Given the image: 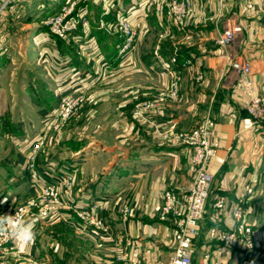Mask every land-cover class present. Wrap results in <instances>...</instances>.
I'll return each instance as SVG.
<instances>
[{"label":"crops","instance_id":"1","mask_svg":"<svg viewBox=\"0 0 264 264\" xmlns=\"http://www.w3.org/2000/svg\"><path fill=\"white\" fill-rule=\"evenodd\" d=\"M127 1L138 10V16L147 22V11L152 10V4L145 7L140 0ZM62 2L63 0H19L0 18V37L11 41L19 37L27 39L22 40L25 47L22 49L20 46L19 51L12 52V42L8 40L6 51L0 52V61L11 56V53L14 54L10 64L0 62V75H7L0 77V213L24 203L45 184L58 182L61 176L72 173L77 182L73 194L75 211L76 207L101 204L102 207L96 211L100 209L103 217L112 226L113 232L122 233L133 240L130 255L134 261L142 259L143 264H166L173 251L170 244L172 239L174 244V225L159 218L162 193L172 182L183 189V192L188 191L193 178L189 151L178 140L151 138L131 146L90 142L91 144L80 152L78 149L66 147V141L69 139H65L60 142L57 150L53 149L52 153L48 151L43 156L39 178L34 180L29 175L27 165L30 145L40 138L44 130L43 120H40V114H44V106H34L32 96L28 92L30 84L35 85L37 80L40 82V79L30 72L36 69L35 66L39 63L27 60L31 58V50H37L36 47L30 48V39L41 43L43 47L39 45L38 50L43 48L44 51L60 53L54 41L48 38L49 33L42 21L47 15L57 11ZM120 3L124 4L122 1ZM121 4L119 5L123 7ZM192 5L193 10L188 16L187 27L180 29L165 24L164 27L168 36L174 40L178 39L176 43L171 44L175 47L183 46L179 47L184 56L187 55L190 59L189 65L179 69L183 72L181 93L183 97L192 99L193 105H189L184 114L177 113V119L172 118L171 112L166 116L177 124L184 122L183 118L190 119L192 113L202 118L211 115L216 120L217 137L221 143L219 156L225 161L222 163L213 158L209 164V169L215 177L211 199L217 195H226L228 201H236L243 195L249 179L252 176H261L262 183L257 187L254 203L250 205V218L264 225V122L260 123L257 129L243 127L242 117L246 115L243 103L246 97L234 81L236 77L229 78V75L222 71L225 66L221 67L220 63H217V56L223 48L216 41L217 34L227 27L230 18L240 23L242 30L238 32L229 48L242 52L251 60L257 90L264 95V13L244 9L242 0H226L224 3L218 0H192ZM151 15L153 16L150 19H155L159 27L160 16ZM94 23L93 20V26ZM102 49L108 68L122 64L123 56L118 55V44L114 40L103 45ZM15 53L22 55L25 60L16 62ZM68 53L71 57L70 60L66 59L69 61L66 64L70 65L67 70L70 69L71 73V64H79L80 61L75 56L78 55L75 51ZM158 60L155 58L149 63L154 77L159 75ZM161 60L165 62L164 58ZM172 67L179 66L177 64ZM85 68V65L80 64L77 69L80 76L76 72L72 80L74 86L90 85L89 75L82 74L85 73ZM15 69L20 73L16 74L17 76H9V71ZM201 69L205 71L206 78L198 85L193 77L196 71ZM72 74L73 72L71 76ZM84 75L86 77L83 79ZM163 75H167V72H163ZM58 78V83L51 80L48 82L56 90L62 86V76ZM44 81L47 80L44 78ZM91 84L95 85L94 82ZM218 90L221 91L224 102L217 107L209 104L204 108L203 105L209 96L212 103ZM41 94L43 97L46 92L42 91ZM169 111L168 109L167 112ZM124 123L126 124V121H123L122 125ZM120 199H124V204L117 208ZM124 205L131 207L129 216L123 215ZM225 215L228 221V210ZM34 226L39 231L47 230L43 222ZM207 226L208 221L205 220L202 223V235H199L196 241L198 248L196 247L194 255L195 264H208L203 258L208 242ZM43 235L45 234H42V237ZM40 242V246L30 248L35 255L42 258L59 255L58 249L46 246L45 237L40 238Z\"/></svg>","mask_w":264,"mask_h":264},{"label":"rangeland","instance_id":"2","mask_svg":"<svg viewBox=\"0 0 264 264\" xmlns=\"http://www.w3.org/2000/svg\"><path fill=\"white\" fill-rule=\"evenodd\" d=\"M79 1L74 14L78 15L81 24L83 23V19L87 18L89 22L88 26L83 27L80 24L76 31L68 32L63 37H55L48 31V26L44 25V28L49 33L48 38L54 41L56 47L60 49V53H52L48 50L44 51L43 48L38 50L41 43L29 38L30 48L34 49L36 47L37 50H31V58L27 60L36 64L39 63L35 66L36 69L30 72L34 73L33 75L37 79H40V82L37 80L35 85L34 83L30 84L28 88L31 90H28V92L32 96V104L34 106H44V114H40V120L42 119L44 123V130L40 138L30 145V155L27 165L29 175H31L32 159H34V167L39 176V167L43 156L48 151L52 153L53 149L57 150L60 142L65 139H69L68 142L66 141V147L72 150L78 149L81 152L92 142L131 146L151 138L167 139L168 141L178 140L181 134L190 132L208 117H211L216 123V120L211 115L202 118L196 114L193 115V113L190 119L183 118L185 121L179 122V125L173 122V119H167L168 117L166 115L170 112L172 118L177 119V113L184 114L183 112L186 108L191 104L193 105L192 99L183 97L181 93L183 72L179 69L180 67L189 65L190 59L187 57L179 59L183 46L179 45L180 48L179 46L175 47L171 44L172 42L176 43L178 39L174 40L168 36V31L164 27V24L166 26L172 25L171 19L168 17L167 8L158 11L156 8L157 1L149 0L148 5L149 3L150 5L146 7H150L152 4V10L147 11L149 19L147 18V22H144L141 16H138V10L131 6L132 3L130 5L127 0ZM121 1L124 4H121ZM245 1L247 0H242L244 9L259 11L260 13L263 12L257 9V7L250 9L245 5ZM63 6L64 3L60 5L57 11ZM164 7L166 6L164 5ZM192 10L193 5L191 6V11L185 17V24H188V16ZM151 14L160 16L161 21L159 25L161 27L157 26L158 23H156L155 19H150L153 16ZM230 19L232 20V18ZM93 20L95 21L94 26L92 24ZM124 23L132 28L134 36L132 37L129 48L121 53V45L128 38V35L122 30ZM237 23L240 25L239 22ZM174 27L180 28L177 26ZM240 27L242 30L241 25ZM226 28H228V25ZM223 31L217 34L216 41ZM22 40L27 39L19 37L13 38L12 41L10 40V43L12 42V52L19 51L21 49L20 46L22 49L25 47V43L23 44ZM110 40H114L118 44V55L123 56L122 64L114 68H108L106 66L107 61L102 49V46L107 45ZM232 43L228 44V47L218 43L223 50L217 56V63H220L221 67L224 65L225 67L222 71L228 74V77L231 79L236 77L234 81L238 84V74L232 67V62L235 58L251 60L242 52L233 51L232 48H229ZM65 50L75 51L78 54L75 56L80 61L78 62L79 64L70 63L73 66L71 69V73L73 72L72 76L69 73L70 69L67 70V67L70 65L66 64V62H69L66 59L70 60L71 55L68 51L65 52ZM15 54L16 62L20 63L25 60L19 53ZM12 55L14 54L11 53V56L3 58L0 62L2 64H10L12 62ZM72 58H74V55H72ZM155 58L159 59L160 70H158L159 75L154 77L149 69V63ZM161 58H164L165 62H162L163 60ZM80 64L86 67V70L84 69L85 73L82 74L89 75L88 79L90 78V80L88 81L90 85L80 84V86H74L75 84L72 83L76 72L80 76L77 70ZM177 64L179 67H172V65ZM94 66L95 68H93ZM167 67H172L180 75L178 83L179 95L175 100L166 96L162 97V93L168 92L171 88L173 81L172 74L167 70ZM199 71L205 73L201 69L197 70L194 74V81L198 85L206 78L205 74L202 80H198L197 74ZM163 72H167V75L164 76ZM19 73L20 71L15 69L9 71L8 75L12 77V74L17 76L16 74ZM2 76L7 77L4 74L0 75V77ZM59 76H62V86L60 85L56 90L48 82L50 80L54 83L57 82ZM84 77L86 76L84 75L83 79ZM44 78L47 81H44ZM93 82L95 84L94 86L91 84ZM39 90H41V93L45 91V96L51 94L53 100L51 99L48 104H45ZM213 98L214 100L211 103L209 96L208 101L204 103L203 107L207 108L209 104L212 107H217L224 102L221 91L219 90ZM157 101L158 105L149 108L147 111L143 109L145 104H156ZM159 105L160 108H158ZM168 109L170 110L169 112H167ZM123 121H126V124L124 123L122 125ZM63 179L64 175L59 178L58 182L49 183L59 184L62 199L72 198L77 182L74 180L75 183L73 182L66 187L62 183ZM36 194L34 192L30 196H35V204L27 205V210L22 218L31 221L33 224H41L43 222L47 230H36L37 235L35 240L29 245H23L11 234L10 229L7 237H0V264L122 263L118 259V252L114 251V246L108 243L106 235L100 230L88 225L76 213L73 205L59 206L51 213L43 215L40 212L42 201L41 198H37ZM30 197L29 199H31ZM117 204L118 208L124 204V199H120ZM99 210L96 212L97 215L106 220ZM201 233L202 231H200V235H202ZM42 234L45 235L42 237ZM44 237L46 238V246L58 249L60 251L59 255L57 254L56 257L52 256L51 258H42L31 252V246L34 248L40 246V238ZM172 238H174V232ZM195 244L198 248L197 242ZM170 246L173 247V239L171 240ZM129 260L134 261L131 255ZM140 264H143V260Z\"/></svg>","mask_w":264,"mask_h":264},{"label":"built area","instance_id":"3","mask_svg":"<svg viewBox=\"0 0 264 264\" xmlns=\"http://www.w3.org/2000/svg\"><path fill=\"white\" fill-rule=\"evenodd\" d=\"M17 1L19 0H0V18ZM53 1L57 0H50V2ZM148 1L140 0L145 7L148 6ZM156 1L158 11L167 8L172 25L182 29L187 26L185 17L191 11L192 0ZM218 1L223 3L224 0ZM79 2V0H63L64 6L59 11L47 15L42 21L43 26H48V31L55 37H63L68 32L76 31L81 24L78 15L74 14ZM245 5L250 9L257 7L264 12V0H247ZM4 21L6 20L2 22ZM82 22L80 26L89 25L87 18H84ZM122 28L128 38L121 45V53L129 48L134 36V31L130 26L124 23ZM240 30L241 27L237 21L230 19L228 28L224 29L217 42L228 47V44L234 42L236 34ZM8 40L0 37V52L6 51ZM232 67L237 71L241 93L246 97V101L243 103V109L246 111V115L242 117L243 127L245 129H257L260 123L264 122V96L257 90L253 78L252 63L244 58H235ZM167 70L172 74L173 81L171 88L168 92L162 93V97L166 96L175 100L179 95L180 75L172 67H167ZM204 76L205 73L199 71L197 79L202 80ZM157 103L158 101L156 104H145L143 109L147 111L149 108L158 105ZM178 141L189 151L193 181L188 191L183 192V189L172 182L162 193L159 218L174 225L173 251L167 264H195V243L205 220L208 221L206 231L208 242L203 252V258L208 264H264V225H260L250 218V205L254 203L257 187L262 183V177L252 176L245 184L243 195L236 201H228L226 195H217L211 199L215 177L209 169V164L213 158H217L222 163L225 161L223 157L219 156L221 143L217 137L215 121L208 117L190 132L181 134ZM32 160L30 176L31 179L37 180L39 176L34 167V159ZM74 179V175L69 173L64 175L62 183L68 187L74 182ZM35 193H37V198H41L40 212L43 215L51 213L59 206H69L74 203L73 197L61 198L59 184L47 183ZM30 198L15 208L3 211L0 215H13L22 218L27 210V205L35 204V196ZM101 207V204L76 207V213L88 225L106 235L108 243L114 246V251L118 252V259L122 262L121 264H140L141 259L129 260V251L133 246V240L122 233L113 232L110 223L97 215L96 209ZM226 210L229 212L228 221H226ZM122 212L124 216L130 215L131 207L124 205ZM7 235L8 233H5L0 237H7Z\"/></svg>","mask_w":264,"mask_h":264},{"label":"clouds","instance_id":"4","mask_svg":"<svg viewBox=\"0 0 264 264\" xmlns=\"http://www.w3.org/2000/svg\"><path fill=\"white\" fill-rule=\"evenodd\" d=\"M9 229L16 240L24 245L31 244L37 235L31 221L13 215H0V235L8 233Z\"/></svg>","mask_w":264,"mask_h":264},{"label":"trees","instance_id":"5","mask_svg":"<svg viewBox=\"0 0 264 264\" xmlns=\"http://www.w3.org/2000/svg\"><path fill=\"white\" fill-rule=\"evenodd\" d=\"M180 58L179 59H181V58H186L187 57V55H186V57L184 56V53L182 52V50L180 51V56H179ZM44 95V94H43ZM43 98V101H44V103L45 104H48L49 103V101H51V99H52V96H51V94L50 95H48V96H43L42 97ZM53 100V99H52Z\"/></svg>","mask_w":264,"mask_h":264}]
</instances>
